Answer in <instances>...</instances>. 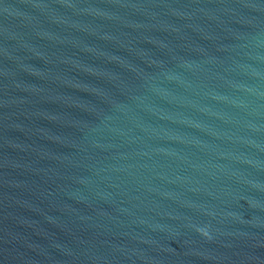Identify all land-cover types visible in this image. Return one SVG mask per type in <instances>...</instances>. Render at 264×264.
Listing matches in <instances>:
<instances>
[{
    "label": "water",
    "instance_id": "95a60500",
    "mask_svg": "<svg viewBox=\"0 0 264 264\" xmlns=\"http://www.w3.org/2000/svg\"><path fill=\"white\" fill-rule=\"evenodd\" d=\"M0 264H264V0H0Z\"/></svg>",
    "mask_w": 264,
    "mask_h": 264
}]
</instances>
